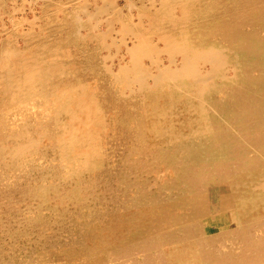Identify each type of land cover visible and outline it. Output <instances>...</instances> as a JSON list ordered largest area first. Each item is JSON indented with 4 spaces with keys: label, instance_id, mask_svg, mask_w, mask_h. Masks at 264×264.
<instances>
[{
    "label": "bare ground",
    "instance_id": "6f19581e",
    "mask_svg": "<svg viewBox=\"0 0 264 264\" xmlns=\"http://www.w3.org/2000/svg\"><path fill=\"white\" fill-rule=\"evenodd\" d=\"M8 1L0 264H264V0Z\"/></svg>",
    "mask_w": 264,
    "mask_h": 264
},
{
    "label": "rangeland",
    "instance_id": "374dc122",
    "mask_svg": "<svg viewBox=\"0 0 264 264\" xmlns=\"http://www.w3.org/2000/svg\"><path fill=\"white\" fill-rule=\"evenodd\" d=\"M13 1V0H12ZM12 1H8V3H7V6H6V9L5 10H3V11H1V15H2V19H3V21H4V23L6 24V26L8 27V26H12V23H10V18H16L17 20H20L22 17H23V15L25 14V15H27V17L28 18H33V10L35 11L36 10V12H37V14L39 15V14H41V12H40V4H42L43 2H42V0H31V1H29V0H16V1H13L14 3H16L15 4V7H14V5H12V4H10V3H12ZM39 1H41V2H39ZM78 1H82V0H77V2ZM94 1V2H93ZM108 1H111V2H113V3H119V4H121V6H123V5H125L124 3H126V1L127 0H108ZM131 1H137V0H131ZM24 2V3H23ZM33 2H35V3H33ZM87 2V1H86ZM89 2L90 3H98L99 1H97V0H89ZM33 3V4H32ZM88 3V2H87ZM26 4V5H25ZM29 4V5H28ZM38 4V5H37ZM10 5V6H9ZM16 6H18V7H16ZM34 8H33V7ZM23 7H25V8H23ZM12 8H13V10H12ZM16 8V9H15ZM19 8V9H18ZM29 10H28V9ZM31 8H33V10L31 9ZM31 9V10H30ZM10 10V11H9ZM12 10V11H11ZM19 11V13H17L16 14V11ZM22 10H23V12H22ZM25 10V11H24ZM23 14H22V13ZM14 13V14H13ZM5 16H6V18H5ZM9 17V20H7V18ZM20 18V19H19ZM8 24V25H7ZM121 50V49H120ZM123 50V49H122ZM163 58H165V57H163ZM209 197H210V200H211V203L212 204H215L216 202H217V200H218V192H216L214 189H210L209 190ZM228 215H226V216H224V220H225V224H224V226H223V230H226V229H229L230 228V226L231 225H229L228 224ZM209 223H211V221H209ZM208 225H211V224H208ZM214 230H215V232L217 231L215 228H213V229H211V232H214Z\"/></svg>",
    "mask_w": 264,
    "mask_h": 264
}]
</instances>
